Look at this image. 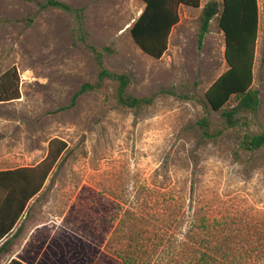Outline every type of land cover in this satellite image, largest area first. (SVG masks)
Wrapping results in <instances>:
<instances>
[{"label":"rangeland","instance_id":"1","mask_svg":"<svg viewBox=\"0 0 264 264\" xmlns=\"http://www.w3.org/2000/svg\"><path fill=\"white\" fill-rule=\"evenodd\" d=\"M44 1L0 0V75L15 71L19 96L0 105V116L19 130L14 137L20 138L6 141L18 156H27L28 165L46 157L51 140L66 144L31 207L38 220L48 214L61 218L62 227L72 229V252L77 243L85 264H125L113 251L126 245L121 236L128 234L127 225L140 226L125 216L152 220L159 185L186 191L193 185L194 206L206 216L264 220V148L245 152L239 145L244 134L264 133V14L253 67L259 106L227 128L204 101L205 91L227 69L223 36L212 22L198 43L199 10L179 8L167 50L154 60L128 33L142 3L60 0L82 10L79 29L74 16L40 8ZM87 45L101 53L106 70L129 78L128 95L156 96L152 105L118 107L116 85L107 81L73 101L82 85L96 81ZM202 118L209 123V139L197 126ZM133 260L141 264L139 257Z\"/></svg>","mask_w":264,"mask_h":264},{"label":"trees","instance_id":"2","mask_svg":"<svg viewBox=\"0 0 264 264\" xmlns=\"http://www.w3.org/2000/svg\"><path fill=\"white\" fill-rule=\"evenodd\" d=\"M135 1L142 3L143 9L129 26L128 33L137 49L154 60L160 59L167 50L171 32L179 23L180 7L199 10V44L214 22L223 34V58L227 69L205 91L204 101L211 111L220 115L227 128L237 127L257 111L259 98L258 91L253 88V67L259 33L258 0ZM40 8H57L74 16L79 29L82 28L80 9L60 0H45ZM87 46L97 66L96 81L92 85H82L73 101L82 93L98 91L107 81L116 85L115 104L118 107L139 110L152 105L156 96L135 98L128 95L129 78L106 70L101 53ZM16 93L17 76L14 70H7L0 75V103L19 99ZM197 126L204 138L212 137L206 118L200 119ZM239 145L245 152L258 151L264 148V133L244 134ZM65 150L63 141L53 139L46 157L37 166L0 172V240L12 229L27 201L42 189ZM165 165L161 167L164 174L167 173ZM11 181L24 182L21 192L10 190L8 183ZM155 193L161 200L152 220L144 215L140 218L133 214L125 216L127 220L139 222L140 226L127 225L128 234L121 236L126 245L120 251L114 250V257L125 264H133L135 256L141 259V264H264V220L253 221L234 214L206 216L194 206L193 185L187 191L175 185H159Z\"/></svg>","mask_w":264,"mask_h":264},{"label":"crops","instance_id":"3","mask_svg":"<svg viewBox=\"0 0 264 264\" xmlns=\"http://www.w3.org/2000/svg\"><path fill=\"white\" fill-rule=\"evenodd\" d=\"M205 1L207 0H203V2ZM261 4L258 0L259 28L264 14L263 0ZM10 123L5 117L0 116V172L37 166L39 162L28 165L26 163L27 156H24L23 152L18 156L15 153L14 144L6 141L20 138L14 137V133L19 130L11 127ZM8 185H10V190L19 193L24 182L11 181ZM40 192L41 190L27 201L12 229L0 240V264H85V260L77 253V243H74L72 252V229L63 228L61 218L48 214V219L40 221L36 217L37 214L31 211ZM13 207L15 208V204ZM74 234L76 236L75 232ZM63 240L69 243H65ZM103 251L104 249L100 251L101 254Z\"/></svg>","mask_w":264,"mask_h":264}]
</instances>
